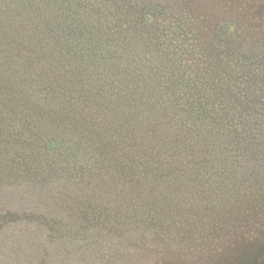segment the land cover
<instances>
[{"label":"trees","instance_id":"1","mask_svg":"<svg viewBox=\"0 0 264 264\" xmlns=\"http://www.w3.org/2000/svg\"><path fill=\"white\" fill-rule=\"evenodd\" d=\"M127 1L0 0V82L9 88L0 100L56 111L58 125L43 123L60 133L15 138L0 113V234L24 225L33 231L34 217L48 211L61 238L73 237L54 206L76 196L82 207L105 202L126 214L123 186L147 178L156 177V201L169 205L173 192L198 205L239 194V184H247L241 199L264 187V106L250 96L264 95V79L223 75L219 61L233 63L221 50L225 39H166V26L156 30L161 7ZM136 28L142 39L134 42L128 30ZM240 106L247 117L230 109ZM15 118L22 130L38 126L32 116Z\"/></svg>","mask_w":264,"mask_h":264},{"label":"rangeland","instance_id":"2","mask_svg":"<svg viewBox=\"0 0 264 264\" xmlns=\"http://www.w3.org/2000/svg\"><path fill=\"white\" fill-rule=\"evenodd\" d=\"M141 1L145 2L128 0L125 4L137 5L136 2ZM147 1L157 9L161 7L156 13V30L166 26L161 28L166 39H203L211 44L216 43V39H225L221 50L233 63L220 60L221 66L216 71L223 75L236 71L249 74V82L261 83L264 79V0H179L180 4H185V11L177 10L174 3L169 6L171 3L165 0ZM130 23L133 25V18ZM171 27L179 35L174 36ZM140 34L139 28L130 33L128 30L129 39L134 42L142 39ZM8 89L0 82V91ZM250 96L254 106H264L263 94L257 96L253 92ZM240 108L230 109L247 117L245 108ZM212 112L219 113L217 109ZM250 112L257 114L258 109H250ZM0 113L8 115V122L11 121L6 123L8 127H3L12 135L19 134L12 137L38 140L40 134L59 133V114L54 110L38 107L30 110L17 106L13 100L8 104L0 100ZM39 113L46 115L36 118ZM20 115L39 121L38 126L34 125L36 129L28 127L26 131L15 124L18 120L15 116ZM44 121L57 125L52 129ZM182 127L187 133L186 123ZM259 177L264 178V171ZM147 179L148 184L133 182L123 186L121 198L127 202L124 204L126 214L120 213L118 205L105 202L85 201L87 206L82 207L76 196L65 199L67 202L61 206H54V212L57 208L62 211L75 233L73 237L61 238L54 228L56 214L48 211L34 217L30 224L33 231L23 229L26 225L4 231L0 234V264H264L263 184L251 190L252 197H245L246 200L239 194L247 184L238 183L239 194L224 198L214 196L215 203L205 199L198 205L186 204L187 195L178 196L173 192V205H169V199L156 201V177ZM223 190L228 191L229 187ZM96 200H103L100 193ZM118 201L120 205L121 199ZM104 204L107 206L103 211L96 208ZM166 208L171 211L163 210ZM26 209L32 208L26 205Z\"/></svg>","mask_w":264,"mask_h":264}]
</instances>
